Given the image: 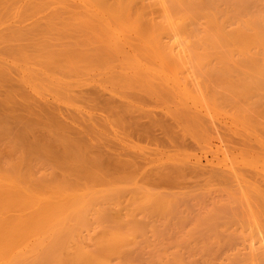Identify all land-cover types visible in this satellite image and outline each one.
Instances as JSON below:
<instances>
[{"label": "rangeland", "instance_id": "1", "mask_svg": "<svg viewBox=\"0 0 264 264\" xmlns=\"http://www.w3.org/2000/svg\"><path fill=\"white\" fill-rule=\"evenodd\" d=\"M262 76L264 0H0V102L6 104L11 99L12 103L15 96L14 107H11L15 110L7 111L21 116L24 112V119L32 117L31 122L41 119L39 127L43 125L44 128L50 127L51 119V123L55 121L51 124L55 125L51 127V134L61 135L53 137L49 133L51 136H46L44 128L37 130L38 134H31L29 130L33 131L38 122L36 125L33 122L35 126L28 124L29 130L18 125L21 127L19 135L27 136V139L22 138V143L23 135H16L20 131L16 128L17 123L16 130L13 127L14 122L21 120L12 121L19 117L9 118L13 123L6 121L5 125L12 129L10 133L5 130L8 127L0 123L5 130L3 133L9 134H3V137L0 134V264H34V261L37 264L45 255L54 257L55 250L59 251L53 248L58 242L56 239L66 243V247L67 240L71 246L75 245L73 236L77 240L80 238L76 241L78 246L94 251L98 237H105L109 231L120 232L125 242L121 243L118 253L108 256L111 262L106 258L109 264H264ZM181 82V91H178L177 83ZM182 85L188 87L185 88L187 91L184 89L188 96L181 93L184 92ZM96 92L111 98L109 101L115 97L117 105L112 100L114 104L111 101L109 111L114 105L115 109L119 108L121 100L129 103L128 107L134 105L132 110L137 105L138 114L133 111L131 113L136 116L130 115L135 124L133 118L128 117L129 109V112L126 110L128 115H123L131 123L122 114L121 119H115L120 117L117 114L124 113L121 107L124 102L120 105L122 112L119 110L116 115L105 105L107 112L102 110V99L92 97L94 104L99 101L102 107L93 106L90 97L96 96ZM10 102L4 106H13ZM28 102L34 105L30 106ZM124 108H127L126 104ZM25 109L30 111L29 114ZM35 110L38 112L33 113ZM143 112L147 119L144 115L141 117ZM147 113L157 120L148 121L151 115ZM57 122L58 129L61 126L69 128L67 133L63 127L59 132ZM149 123H154L156 128ZM133 124H138L135 126L138 129H134ZM142 124L147 128H141L139 125ZM147 124L149 128L154 127L153 131ZM168 126L169 132L165 130ZM162 131L170 133H166L169 136ZM41 132L44 135L41 136ZM63 134L66 138L71 136L74 143L81 141L87 145L89 141L93 149L88 153L95 150L90 153H94V157L87 155V160L84 154L86 159H81L84 163L89 161L88 168L86 165L81 168L82 162L79 165L88 176L94 173L92 178L95 174L100 175L97 169L98 173L92 171L95 167L89 166L99 151L102 155H97L105 154L100 159L96 156L99 161L110 159L114 151L112 158L118 159L121 154L123 160L129 159L128 163L120 159L122 162L134 164L138 160L145 163L139 162L141 165L138 166L135 162L137 168L144 167L136 173V179L133 174L134 180L125 179L126 173L121 176L124 179H117L115 173L118 171L101 165L96 168L105 174L95 179L88 177L84 170V174L79 173L81 170H76L78 165L75 163L74 171L71 164L70 173L67 171L70 166L67 168L60 163L62 150L58 147L65 138ZM172 135L174 139L171 140ZM77 136L76 141L73 137ZM37 137L49 142L58 140L57 144L61 139L56 145L58 150L53 148L52 151L60 159H52L51 152L40 156V153L38 156H35L36 152L32 154L30 148L35 146ZM32 138L34 143L29 146V154L26 144H30ZM64 143L66 145L68 141ZM66 162L65 165H69ZM169 163L172 169L168 168ZM129 166L132 171L134 165ZM162 166L166 167L165 172ZM184 167L189 171H182ZM151 168L155 169L151 172L155 176L162 172V180L166 179L164 173L169 178L171 174L178 178L171 177L176 179H169L171 183L167 180L157 182L160 176L146 172ZM157 169L161 172H156ZM177 169H180L179 173L185 172L186 178L178 174ZM142 172L147 174L146 182L143 181L145 177L142 178L144 175L139 179ZM72 176L78 180L73 181ZM148 178L157 183L151 184ZM109 179H115L116 183ZM79 180L81 186L86 183L85 189L76 185ZM136 183L149 192L150 199L168 195L174 201L173 210L163 215L142 210L134 200ZM112 191L115 196L111 198ZM105 194H109V198L103 199ZM97 197H103L102 202ZM73 199L78 201L73 202ZM81 211H84V219L80 216L82 213L79 214ZM69 225L73 226L72 230L76 225V235L69 230ZM66 227L68 230L64 231ZM60 229L65 235L71 231L66 236L72 233L75 241L71 242L69 236L67 240L63 239L64 242L65 235L63 237ZM104 230L109 231L105 233ZM49 243L52 248L48 247ZM64 245L59 248L62 252Z\"/></svg>", "mask_w": 264, "mask_h": 264}, {"label": "bare ground", "instance_id": "2", "mask_svg": "<svg viewBox=\"0 0 264 264\" xmlns=\"http://www.w3.org/2000/svg\"><path fill=\"white\" fill-rule=\"evenodd\" d=\"M108 23H110V22H108ZM111 23H112V22H111ZM115 23H116V22H115ZM122 25H123V24H122ZM117 26H118V25H117ZM112 29H113V28H112ZM33 30H34V29H33ZM115 34H116V33H115ZM16 35H17V34H16ZM135 35H136V34H135ZM133 36H134V35H133ZM125 37H126V36H125ZM126 38H127V37H126ZM132 39H133V38H132ZM221 46H222V45H221ZM144 47H145V46H144ZM219 47H220V46H219ZM42 48H43V47H42ZM47 48H48V47H47ZM214 49H215V48H214ZM17 51H18V50H17ZM65 53H66V52H65ZM52 55H54V54H52ZM70 55H71V51H70ZM60 56H61V55H60ZM72 56H73V55H72ZM74 56H75V54H74ZM59 58H60V57H59ZM53 60H54V59H53ZM101 60H102V59H101ZM44 61H45V60H44ZM46 62H47V61H46ZM52 62H53V61H52ZM154 62H155V61H154ZM50 63H51V62H50ZM97 63H99V62H97ZM162 63H163V62H162ZM46 67H47V66H46ZM50 67H51V66H50ZM65 67H66V66H65ZM185 68H186V67H185ZM78 69H79V68H78ZM141 70H142V69H141ZM162 71H163V70H162ZM256 71H257V70H256ZM259 71H260V70H259ZM257 73H258V72H257ZM160 77H161V75H160ZM171 77H172V76H171ZM173 77H174V76H173ZM182 77H183V76H182ZM262 77H263V76H262ZM184 78H185V77H184ZM263 78H264V77H263ZM180 80H181V79H180ZM183 80H184V79H183ZM226 80H227V79H226ZM132 81H133V80H132ZM187 81H188V80H187ZM150 82H151V81H150ZM176 82H177V81H176ZM179 82H180V81H179ZM182 82H183V81H182ZM182 82H181V83H177V84H178V87H179V89H180V90H178V91H181L180 84H182ZM131 83H132V82H131ZM174 83H175V82H174ZM228 83H229V82H228ZM219 84H220V83H219ZM222 84H223V83H222ZM223 85H224V84H223ZM142 86H143V85H142ZM182 86H183V85H182ZM191 86H192V84H191ZM217 86H218V85H217ZM217 86H216V87H217ZM186 87H187V86L184 85V86H183V90H184ZM219 87H220V86H219ZM225 87H226V86H225ZM229 87H230V86H229ZM187 88H188V87H187ZM191 88H192V87H191ZM191 88H190V89H191ZM213 88H214V87H213ZM236 88H237V87H236ZM94 89H96V88H94ZM209 89H210V88H209ZM218 89H219V88H218ZM221 89H222V87H221ZM144 90H145V89H144ZM183 90H182V91H183ZM185 90H186V89H185ZM185 90H184V92H181V93H183V95L186 94V96H188V94L186 93L187 90H186V91H185ZM92 91H93V90H92ZM171 91H172V90H171ZM82 92H83V91H82ZM85 92H86V91H85ZM85 92H83V93H85ZM88 92H89V91H88ZM94 92H95V91H94ZM94 92H92V93H94ZM97 92H98V91H97ZM97 92H96V94H95L96 96H91L90 98L94 97V99H97V98H98V100L102 99V100H100V102L102 103L101 105H103V107H104L102 110H104V109H106V108H107V110H108L110 104L113 102L112 100H114V102L116 101L115 99H113V98H115V97L112 98V100H111L112 102H111V101H109L111 98L105 96V97L107 98V99H105L104 96H102V95L99 96V93H97ZM207 92H208V91H207ZM1 93H2V92H1ZM90 93H91V92H90ZM90 93H89V94H90ZM85 94H87V92H86ZM97 94H98V95H97ZM194 94H195V93H194ZM1 95H2V94H1ZM9 95H11V94H9ZM23 95H24V94H23ZM4 96H6V94H5ZM11 96H13V95H11ZM11 96H10V97H11ZM16 96H17V95H16ZM97 96H98V97H97ZM108 96H109V95H108ZM8 97H9V96H8ZM18 97H19V96H18ZM20 97H21V96H20ZM101 97H102V98H101ZM103 97H104V98H103ZM4 98H7V97H4ZM12 98H13V97H12ZM90 98H89V99H90ZM198 98H199V97H198ZM203 98H204V97H203ZM7 99H8V98H7ZM40 99H41V98H40ZM89 99H88V100H89ZM108 99H109V100H108ZM186 99H187V98H186ZM195 99H196V98H195ZM8 100H9V99H8ZM10 100H11V99H10ZM10 100H9V101L6 100V101L9 103ZM12 100H14V101L16 100V99H15V96H14V99H12ZM17 100H19V99H17ZM22 100H23V99H22ZM51 100H52V99H51ZM86 100H87V99H86ZM88 100H87V102H88ZM91 100H93V98H92ZM91 100H89V101H91ZM103 100L105 101V103H103ZM14 101H12V103L10 102V104L13 105V102H14ZM20 101H21V100H20ZM27 101H28V100H27ZM41 101H42V100H41ZM93 101H94V102L91 101L92 104H93V106H94V105H95V106H97V105H98V106H101L100 103H99V101H97L98 103L96 102L97 105L94 104V103H95V100H93ZM197 101H198V100H197ZM18 102H19V101H18ZM18 102L16 103L17 105H19ZM33 102H35V101H33ZM33 102H32V103H33ZM114 102H113V104H114ZM123 102H124V101L121 100V103H120V102L118 103V104H119V108H116V109H115L114 106L117 105V104H116L117 102H115V105L112 106V107H113L112 111H109V110H108L110 113H113L114 115H116V113H120V112H122V109L125 110L124 113L122 112V113H120V114H117L116 116H120V117L115 118V119H119V118L121 119V118H122L121 116H122L123 114L128 113L129 110H130V114H129V115L126 114V115H128L129 118H130V115H131V114L134 115V114L131 113V112H133V111H135V112L137 111V112H138V108H137V110H136L137 105H136V107H135V110H132V109L134 108V105L131 104V106H133V107H131L130 105H129V107H128L127 104H129V103H125L126 101H125L124 103L126 104L127 108H126V109L124 108V107H125V104H124V106H121L122 109L120 110V105H123ZM4 103H5V102H0V120H2V121H0V123H1V124L4 123V124H3V127L7 126V125H5V124H7L6 121H8V120L11 121L13 118H17V117H19V118H17V120H16V119H13V120H12L13 122H14V121H18L19 119L21 120V121H18V122H14V124H13V127H14L15 124L17 123L16 128H17V129H18V128L20 129V131H19V129H18L19 132L15 131V132L18 133V134H16V135H18V137H19V136L21 137V135H23V134H20V135H19V133L21 132V127L23 126V127H24V130H25V129L29 130L28 128H30V127H28L27 125L30 124L29 126H33V125H34L33 122H34V123L36 122L35 125L37 124V122H38V124H37V127H36L35 125H34V126H35L34 128L31 127V128H33V131H32L31 129L29 130V131H31V134H34V133H35V134H36V133L38 134L39 131L36 132L37 130H40V131L43 130V128H44L43 125H41V126H43V127L40 126L42 129H40V127H39V125H40V122H39V121H41V119H40V120L36 119V121H32V122H31V119L33 120L32 117H30L29 119L26 118V119H28V121H30L29 123H27L28 121H27L26 119H24V117H23V116H24V112H21V113H23V116H21L20 111H19V114H20V115H17V113H15L14 111H7V110H11V109L15 110L14 108H11V107H14V105H13V106L9 105L10 107L8 108V106H4V105H7L8 103H6V104H4ZM14 103H15V102H14ZM21 103H22V102H21ZM25 103L27 104V102H25ZM28 103H29V102H28ZM36 103H37V102H36ZM36 103H35V104H36ZM38 103H39V102H38ZM46 103H47V101H46ZM44 104H45V103H44ZM92 104H91V105H92ZM107 104H108V105H107ZM113 104H112V105H113ZM193 104H194V103H193ZM29 105L31 106L32 104L29 103ZM33 105H34V104H33ZM33 105H32V106H33ZM36 105H37V104H36ZM104 105L106 106V108H105ZM191 105H192V104H191ZM205 105H206V104H205ZM2 106H3V107H2ZM19 106H20V105H19ZM19 106H18V107H19ZM30 106H29V107H30ZM15 107H17V106L15 105ZM24 107H25V106H23L22 108H24ZM37 107H38V106H37ZM101 107H102V106H101ZM117 107H118V106H117ZM130 107H131V108H130ZM183 107H184V106H183ZM192 107H193V106H192ZM2 108H3V109H2ZM5 108H7L6 111H4ZM10 108H11V109H10ZM19 108H20V107H19ZM19 108H18V109H19ZM26 108H27V107H26ZM30 108H31V110L33 111V108H32V107H30ZM44 108H45V107H44ZM180 108H181V107H180ZM20 109H21V108H20ZM34 109H36V106H35ZM48 109H50V108H48ZM109 109H110V108H109ZM117 109H118V111H116ZM128 109H129V110H128ZM205 109H206V108H205ZM1 110L4 111V112H2ZM25 110H26V109H25ZM98 110H99V108H98ZM100 110H101V108H100ZM107 110H104V111L107 112ZM110 110H111V109H110ZM113 110H115V111L113 112ZM119 110H120V112H119ZM126 110H127L128 112H127ZM181 110H182V109H181ZM206 110H207V109H206ZM16 111H17V110H16ZM32 111H31V112H32ZM45 111H46V109L44 110V112H45ZM143 111H144V109H143ZM26 112L29 114L30 111L28 112V111L26 110ZM36 112H38V111L35 110L33 113H36ZM46 112H47V111H46ZM46 112H45V113H46ZM101 112H103V111H101ZM137 112H136V114H138ZM147 112H149V111H147ZM204 112H205V111H204ZM8 113H9L10 115H9ZM13 113H14L15 115L12 116L11 114H13ZM33 113H32V114H33ZM49 113H50V112H49ZM49 113H48V114H49ZM52 113H53V112H52ZM144 113H145V112H143V114L140 113V114H141V117L144 115V117L146 118V117H147V116H146V113H145V114H144ZM2 114H3V115H2ZM106 114L108 115V113H106ZM121 114H122V115H121ZM136 114H135L134 116H136ZM140 114H139V117H140ZM201 114H202V113H201ZM203 114H204V113H203ZM7 115H9L8 118H7ZM16 115H17V116H16ZM33 115H34V114H33ZM44 115H45V114H44ZM49 115H50V114H49ZM55 115H56V114H55ZM55 115H54V116H55ZM57 115H58V114H57ZM57 115H56V117H57ZM63 115H64V114H63ZM99 115H100V114H99ZM101 115H102V113H101ZM101 115H100V116H101ZM107 115H106V116H107ZM109 115H111V114H109ZM126 115H123V116H125V117H124L125 119H126ZM147 115H148V116L151 115V116H149L148 121H149V119H154V118H155L154 116H152V114H148V113H147ZM177 115H178V114H177ZM10 116H11V117H10ZM59 116H60V115H59ZM61 116H62V115H61ZM100 116H98V117H100ZM103 116H104V115H103ZM112 116H113V115H112ZM116 116H115V117H116ZM137 116H138V115H137ZM4 117H5V118H4ZM21 117H23V118H21ZM26 117H27V116H26ZM43 117H44V116H43ZM50 117H51V115H50ZM66 117H67V116H66ZM94 117H95V116H94ZM108 117H109V116H108ZM150 117H151V118H150ZM186 117H187V116H186ZM1 118H4V119H1ZM9 118H12V119L10 120ZM38 118H41V116L38 117ZM60 118H61V117H60ZM89 118H90V117H89ZM124 118H123V119H124ZM131 118H133V116H132ZM131 118H130V120H131ZM135 118H137L136 120L139 119L138 117H135ZM142 118H143V117H142ZM22 119H24V120H22ZM43 119H44V118H43ZM46 119H48V118H46ZM46 119H45V120H46ZM101 119H102V118H101ZM104 119H105V118H104ZM146 119H147V118H146ZM155 119L157 120V118H155ZM3 120H4V122H3ZM25 120H26V121H25ZM50 120H51V119H50ZM50 120H49V122H48V123H50V127L45 126V128H44V130L48 129L47 131H49V132L43 130V132L47 133L46 136H51V135H52V134H51V133H52L51 131L53 130V128H51V127H54V126H55V125H54V126H51L52 123L55 124V123H54L55 121H53L54 119H52V121H53L52 123L50 122ZM126 120H127V119H126ZM156 120H154V122H156ZM159 120H160V119H159ZM9 121H8V122H9ZM12 121H11V122H12ZM22 121H25L26 123H25V122H22ZM46 121H47V120H46ZM46 121H42V122H46ZM57 121L59 122V121H61V120H57ZM116 121H118V120H116ZM121 121L124 122V120H121ZM127 121H128V123H131V121H130V122H129V120H127ZM132 121H133L132 123L135 124L136 121H135L134 118L132 119ZM160 121H161V120H160ZM160 121H159V122H160ZM5 122H6V123H5ZM13 122H12V123H13ZM19 122H21V123L18 124ZM58 122L56 123V128H57V124H58ZM113 122H114V121H113ZM119 122H120V120H119ZM119 122H118V123H119ZM150 122H151V121H150ZM159 122L156 123V127H157V124H159ZM24 123H25V125H23ZM64 123H65V122H64ZM163 123L165 124L166 122H163ZM1 124H0V130H1V131H0V134H2V137H3V134H5V133H3V131L8 130V131H6V132H9V133H10L9 130H10L11 128H9V126H7L8 128L6 129V127H5V130H3L4 128L2 129V125H1ZM10 124H11V123H10ZM31 124H32V125H31ZM53 124H52V125H53ZM61 124L63 125V122H62V121H61ZM61 124H60L59 126H61ZM66 124H69V123H66ZM120 124H121V123H120ZM122 124H123V126H125L124 123H122ZM134 124H133V127L138 126V124H141V123H138V124H136L135 126H134ZM149 124H150V123H149ZM152 124H154V123H152ZM152 124H150V125H152ZM160 124H162V121H161ZM164 124H163V125H164ZM18 125H21V127H18ZM128 125H129V124H128ZM128 125H127V126H128ZM143 125H144V124L139 125V126H140V127L142 126L141 128L146 127L145 125H144V126H143ZM166 125H167V124H166ZM168 125H169V124H168ZM59 126H58V127H59ZM64 126H66V125L64 124ZM67 126H68V125H67ZM130 126H131V125H130ZM147 126H148V129L151 128L150 130H152V127H153V126L150 127V128H149V125H148V124H147ZM169 126H170V125H169ZM169 126H168V127H165V130H167V129L169 130ZM10 127H11V126H10ZM26 127H27V128H26ZM38 127H39V128H38ZM47 127H48V128H47ZM61 127H63V126H61ZM61 127H59V129H62ZM69 127H70V126H69ZM125 127H126V126H125ZM140 127H139V128H140ZM154 127H155V124H154ZM154 127H153V128H154ZM156 127H155V128H156ZM36 128H37V129H36ZM70 128H71V127H70ZM146 128H147V127H146ZM159 128H160V126H159ZM161 128H162V127H161ZM163 128H164V127H163ZM166 128H167V129H166ZM170 128H171V127H170ZM172 128H173V127H172ZM49 129H50V130H49ZM57 129H58V128H57ZM59 129H58V130H59ZM64 129H65V133H67L66 131L69 130V128L66 129V128L63 127V131H64ZM134 129H138V128L135 127ZM148 129H147V130H148ZM194 129H196V128H194ZM11 130H12V129H11ZM14 130H16L15 127H14ZM54 130H55V128H54ZM139 130H140V129H139ZM141 130H143V129H141ZM162 130H163V129H162ZM168 130H167V131H168ZM22 131H23V129H22ZM131 131H132V127H131ZM143 131H145V130H143ZM152 131H153V130H152ZM169 131H170V130H169ZM169 131H168V132H169ZM171 131H172V130H171ZM1 132H2V133H1ZM54 132H55V131H54ZM59 132H60V130H59ZM162 132H163V134L165 133V135H167L166 133H168V132H164V131H162ZM22 133H23V132H22ZM49 133H50L51 135H50ZM152 133H153V132H152ZM7 134H8V133H6L5 136H6ZM14 134H15V133H14ZM39 134H40V133H39ZM146 134H147V135H150L151 133H146ZM168 134H170V133H168ZM171 134H173V133L171 132ZM8 135H9V134H8ZM8 135H7V136H8ZM42 135H44V134L41 132V136H42ZM57 135H60V134H57ZM57 135H56V134L54 135V133H53L52 136H53V137H56ZM63 135H64V134H63ZM67 135H68V134H67ZM165 135H164V136H165ZM0 136H1V135H0ZM60 136H61V135H60ZM60 136H58V138H59ZM78 136H79V135H78ZM78 136H77V137H73V139H76V141H77V138L79 139ZM167 136H169V135H167ZM173 136H174V135H172V137H173ZM11 137L13 138V136H11ZM18 137H17V138H18ZM26 137H27V136H26ZM26 137H24V135H23V136L20 138V142H22V141H21L22 138H23V139H27ZM64 137L66 138V134L64 135ZM68 137H69V139H68ZM151 137H154V136L152 135ZM62 138H63V136H62ZM65 138H64V139H65ZM70 138H72V137H71V136H67V138L65 139L66 141L63 139V140H62V141H63L62 143H61V139H60V143H61V144L59 143L60 145L57 144V142H59L58 140H56L55 142H53L54 140H53V139H52V140L50 139L51 142H49V141H44V140H42L43 137H42V138L37 137V140H36L35 143H34V140H33V138H32V139H30V141H29L30 144H26V145H28V149H27V151H28V150L30 151V149H31V151L33 150L31 153H32V154H35V152H36L35 156H36L37 154H39V153H40L39 156H40V155H49V152H51V153H50V157H51L52 159H54V160L57 159V160H58V159L61 158V161H62V162L60 161V163H61V164L63 163V164H62L63 166H65V167H67V168L70 166V168L67 170V171L70 170V171H69L70 173H71V166H72V165L74 166V167H73V171H74L76 165H78V166H77L78 168H76V170H77L78 172H79V170H81V172H79V173H82L83 170H84L85 174L87 175V174H88L87 171H86L85 169H81V168H84V165H86L85 167L88 166V165H87V163L89 162V161H87V160H89V157H88V156H90V155H91L90 153L93 152V151H95V150H93V151H89V153H88V150H90V149L92 150V149H93V147L90 146L91 144H90V145L88 144L89 141L87 142V145H86V143L84 144V143L81 142V141H80V143H79V141H78L77 143H74L75 141H74V140H71ZM82 138H83V136H82ZM168 138H169V137H168ZM168 138H167V139H168ZM177 138H178V137H176L175 140H176ZM18 139H19V138H18ZM67 139H68V140H67ZM153 139H154V138H153ZM172 139H174V137L171 138V140H172ZM31 140H32L33 142H32ZM69 140H71V143H72V144L69 142ZM83 140H84V139H83ZM168 140H169V139H168ZM67 141H68V144L65 145L64 142L67 143ZM73 141H74V142H73ZM183 141H184V140H183ZM85 142H86V140H85ZM172 142H173V141H172ZM22 143H23V142H22ZM31 143H34L33 145H35V146H33ZM53 143H54V144H53ZM55 143H56V144H55ZM81 143H82L84 146L86 145V148H83L84 146L82 147V145L80 146L79 144H81ZM170 143H171V142H170ZM52 144H53V145H52ZM76 144H77V145H76ZM173 144H176V143L173 142ZM23 145H24V144H23ZM31 145H32L33 147H35V148L32 147V148L29 149V146L31 147ZM54 145H55V146H54ZM56 145H57V146L59 145L58 148H59L60 151L62 150V152H61V157H60V158H58V157L55 155V153L52 152V151H53V148H55L54 150H58V148H57ZM61 145H62V147H61ZM177 145H178V144H177ZM179 145H180V144H179ZM53 146H54V147H53ZM77 146H79V148H78ZM89 146H90V147H89ZM93 146H94V145H93ZM95 146H96V145H95ZM98 146H99V145H98ZM173 146H174V145H173ZM26 147H27V146H26ZM80 147H81V149H80ZM87 147H89V149H88ZM99 147H100V146H99ZM24 148H25V147H24ZM51 148H52V149H51ZM63 148H64V149H63ZM94 148H95V147H94ZM48 149H51V150L49 151ZM84 149H86V150H84ZM95 149H96V148H95ZM99 149L102 150V148H99ZM35 150H36V151H35ZM42 150H43V151H42ZM83 150H84V152H86L87 154L84 153V152H82ZM96 150L98 151V148H97ZM106 150H107V149H106ZM29 151H28V152H29ZM37 151H38V152H37ZM40 151H41V152H40ZM44 151H45V152H44ZM28 152H26V153H28ZM47 152H48V154H46ZM100 152H102V151H99L97 154H99ZM107 152L110 153V151H107ZM113 152H114V151H113ZM113 152H112V153H113ZM154 152H155V151H154ZM41 153H42V154H41ZM112 153H111V158H110V159H109V158H106V159L103 158V161H102V159H101V161H99V159L105 155L104 152H103V156H101V155H102L101 153H100V154H101L100 156L97 155V154H95V158L99 157V159L97 158V160H96V159L94 158L92 161H90V164H91V165L89 164L90 168H91V167H93V168L95 167V169H93L92 171L95 170V172H97V170H98L100 175H101L102 173H103V175H104V174H105V171H102V170L96 168V167H98L99 165H101V166H106V167H109V168H112V169L118 171L120 174H119V173H115V175L118 174V175H116V177H115V178H117V179H119V178H120L121 180H122V178L124 179V177H121V176H124L125 173H126V175H125V179H127V177L133 179V178H134V175H135V178H134V179H136V175H137L136 173H139V172L142 170V168L144 167V166H143V165H144L143 163H145V162L142 163L141 161H139V162H141L143 165H142V168H140V167L137 168V164H136V163H138V166L141 165V163H140V165H139V162H137L138 160L135 161L136 163L134 162V164H133L132 162L129 163V164H126V163H128L129 159L126 160V159L124 158V160H123V159H122L123 157H121L122 155H121L119 152H118V153L116 152V153H117V155L120 154L121 156L118 155V156H119L118 159H117V158L114 159V158H112ZM152 153H153V152H152ZM171 153H172V152H171ZM29 154H30V152H29ZM62 154H63V155H62ZM81 154H82V155H81ZM84 154H85L86 157H87V160H86L87 163H84V161L81 160L82 157L84 158ZM93 154H94V153H93ZM93 154H92L91 156H93ZM153 154H155V153H153ZM183 154H185V153H183ZM51 155H54L56 158H55V157L53 158ZM87 155H88V156H87ZM176 155H177V154H176ZM33 156H34V155H33ZM37 156H38V155H37ZM96 156H97V157H96ZM115 156H116V154H115ZM153 156H154V155H153ZM156 156H157V155H156ZM225 156H226V155H225ZM24 157H25V156H24ZM48 157H49V156H48ZM93 157H94V156H93ZM171 157H172V156H171ZM33 158H35V157H33ZM152 158H153V157H152ZM161 158H162V157H161ZM166 158H167V157H165L164 160H166ZM30 159H31V158H30ZM85 159H86V158H84V160H85ZM91 159H92V158H91ZM120 159H122L123 161H126V163H125V162H122ZM71 160H72V161H71ZM143 160H144V159H143ZM143 160H142V161H143ZM154 160H155V159H154ZM66 161H67V162H66ZM76 161H77V162H76ZM132 161H134V160H132ZM149 161H150V160H149ZM58 162H59V161H58ZM65 162H66L67 164H69V165H65ZM70 162H71V163H70ZM72 162H73V163H72ZM78 162H79V163H78ZM81 162H82L83 164H82ZM160 162H161V161H160ZM169 162H170V161H169ZM74 163H75L76 165H74ZM165 163H167V162H165ZM172 163H173V162H172ZM176 163H177V162H176ZM71 164H72V165H71ZM81 164H82L83 167L81 166V168H79V167H80L79 165H81ZM102 164H103V165H102ZM130 164H131V166L134 165V167L132 166V168L134 169V171H133V169H132V171L129 170V169H131V167L129 166ZM159 164H160V163H159ZM159 164H157V166H159ZM174 164H175V163H174ZM135 165H136L137 170L139 169V171L135 170V169H136V168H135ZM145 165H146V164H145ZM153 165H154V164H153ZM155 165H156V164H155ZM164 165H165V164H163V166H164ZM170 165H171L170 163H169V165H167L168 168L170 167ZM191 165H192V164H191ZM233 165H234V164H233ZM126 166H127V167H130V168H127ZM157 166H156V167H157ZM163 166H162V167H163ZM165 166H166V165H165ZM167 166H166V167H167ZM147 167H148V169L150 168L148 164H147ZM159 167H160V166H159ZM159 167H157V168H159ZM162 167H161V168H162ZM166 167H163L162 171L164 170V172H165ZM174 167H175V166H174ZM192 167H193V166H192ZM228 167H229V166H228ZM58 168H59V167H58ZM60 168L62 169V167H60ZM67 168H65V169H67ZM87 168H88V167H87ZM126 168H127L128 171H126ZM172 168H173V167H172ZM172 168L170 167V169H172ZM175 168H177V167H175ZM178 168H179V167H178ZM181 168H182V167H181ZM219 168H220V167H219ZM231 168H232V167H231ZM78 169H79V170H78ZM96 169H97V170H96ZM153 169H154V168H151V169H150L151 171L147 170L146 172H147V173H151V172L153 171V173H154V170H155V169H154V170H153ZM159 169H160V168H159ZM159 169H157L156 172L161 170V169H160V170H159ZM185 169H187V168L184 167V169H182V171H185ZM188 169H189V168H188ZM188 169H187V172L189 171ZM63 170H64V168H63ZM63 170H62V172H63ZM145 170H146V167H145V169H143V172H145ZM173 170H174V169H173ZM175 170H176V169H175ZM177 170H178V174H180V173L182 172V171H180V173H179V170H180V169H177ZM191 170H192V169H191ZM230 170H231V169H230ZM234 170H235V169H234ZM67 171H66V172H67ZM73 171H72V172H73ZM77 171H75V172H77ZM116 171H115V172H116ZM121 171H122V173H121ZM123 171H124V172H123ZM125 171H126V172H125ZM129 171H130V172H129ZM148 171H149V172H148ZM167 171H168V170H167ZM167 171H166V172H167ZM169 171H170V172H169ZM169 171H168V172L171 173V170H169ZM232 171H233V170H232ZM232 171H231V172H232ZM84 172H83L82 174H84ZM100 172H101V173H100ZM112 172H113V170H112ZM132 172H134V173H132ZM143 172H142L141 174H139V176H140V175H144V176H143V177L140 176V178H139V177H138V178L141 179V177H142V178L145 177V179L143 180V181H145V180H147V178H146L147 174H146V173H143ZM160 172H161V171H160ZM160 172H159V173H160ZM164 172H163V173H164ZM168 172H167V173H168ZM185 172H186V171H185ZM185 172H184V173H185ZM67 173H68V172H67ZM97 173H98V172H97ZM113 173H114V172H113ZM128 173H130V175H129ZM153 173H151V174L153 175ZM161 173H162V172H161ZM161 173H160V174H161ZM184 173H181V174H183V175H184V178H186ZM194 173H195V172H194ZM91 174H92V172L89 173V176L92 178ZM93 174H94V173H93ZM93 174H92V175H93ZM121 174H122V175H121ZM133 174H134V175H133ZM145 174H146V176H145ZM151 174H150V175H151ZM160 174H157V173H156V176H155V175H153V176H154V177H157V176H160ZM164 174H165L164 177H165L166 179H165V178H163V179H165V180H167V181H169V182H170L169 179H171V180L173 179V178H171V177L176 178V176H172L173 174H171L170 178H169L168 175H166V173H164ZM178 174H177V176H178ZM233 174H234V173H233ZM71 175H74V174H71ZM75 175H76V174H75ZM75 175H74V176H75ZM100 175L95 174V175H94V178H92V179L98 178ZM103 175H102V176H103ZM148 175H149V174H148ZM183 175H182V176L179 175V176L183 177ZM237 175H238V174H237ZM84 176H85V175H84ZM87 176H88V175H87ZM89 176H88V177H89ZM97 176H98V177H97ZM105 176H107V175H105ZM117 176H118V177H117ZM119 176H120V177H119ZM137 176H138V175H137ZM161 176L163 177V175H161ZM161 176H160V177H157V179L160 178L159 181H157L156 179H154V180H156L157 182H160V181L162 180V177H161ZM167 176H168V178H167ZM238 176H239V175H238ZM191 177H192V176H191ZM63 178L65 179L66 177H63ZM71 178L73 179V181H74V179H77V180H78V178H73V176H72ZM138 178H137V180H138ZM177 178H178V177H177ZM177 178H176V179H177ZM189 178H190V177H189ZM72 179H71V180H72ZM92 179H91V180H92ZM105 179H106V178H105ZM134 179H133V180H134ZM151 179H152V178H148V182H151V184H152L153 182H154L155 184L157 183L156 181H153V180H151ZM176 179H173V180H176ZM69 180H70V179H69ZM71 180H70V181H71ZM81 180L83 181V179H81ZM84 180H85V179H84ZM98 180H99V179H98ZM103 180H104V179H102V181H103ZM106 180H107V179H106ZM109 180H110V181L114 180V183H113V184L116 183V182H115V179H109ZM130 180H131V179H130ZM133 180H132V181H133ZM149 180H150V181H149ZM165 180H162V181L164 182ZM173 180H172V181H173ZM179 180H181V178L178 179L177 181H179ZM184 180H185V179H184ZM184 180H182V181H184ZM239 180H240V179H239ZM116 181H117V180H116ZM172 181H171V182H172ZM182 181H180V182H182ZM63 182H64V181H63ZM79 182H80V184H79ZM79 182L76 184V181H75L74 184H76V185H78V186H81V181L79 180ZM85 182H86V181H84V183H85ZM117 182L119 183L120 181H117ZM123 182H124V181H123ZM141 182H142V181H141ZM145 182H146V181H145ZM169 182H168V186L171 185V184H170L171 182H170V183H169ZM61 183H62V182H61ZM70 183H73V182H70ZM100 183H101V182H100ZM186 183H187V182H186ZM186 183H185V184H186ZM85 184H86V183H85ZM85 184H83V185H85ZM108 184H109V183H108ZM111 184H112V182H111ZM113 184H112V185H113ZM136 184H137V183H136ZM143 184H144V182H143ZM148 184H150V183H148ZM185 184H184V185H185ZM64 185H65V183H64ZM64 185H63V187L66 188ZM83 185L81 186V188H84ZM153 185H154V184H153ZM182 185H183V184H182ZM61 186H62V184H61ZM94 186H95V185H94ZM145 186H146V185H145ZM145 186H144V187H145ZM148 186H149V185H148ZM159 186H160V185H159ZM172 186H173V185H172ZM174 186H175V185H174ZM111 187H113V186H111ZM137 187H138V184H137ZM175 187H176V186H175ZM182 187H183V186H182ZM139 188H141V187H138V188L134 189V190H136L134 200H135L137 203H139V206H140V208H141L142 210L145 209V210H148L149 212L156 213V214H159V215H163V214L168 213V212L170 211V209H172L171 207H174V206L172 205L174 201H172L173 199H172V200L169 199V198H168V195H167V196L158 195V196H155V197H153L152 199H150V196H151V195H149V192H146L145 189L143 190V188H141V190H140ZM168 188H169V187H168ZM171 188H172V187H171ZM84 189H85V188H84ZM71 190H72V189H71ZM71 190H70V193H71ZM78 190H79V188H78ZM78 190H77V191L75 190L76 193L78 192ZM81 190H82V189H81ZM114 190H115V189H114ZM116 190H118V189H116ZM124 190H125V189H124ZM73 191H74V190H73ZM121 191H122V190H121ZM80 192H81V191H80ZM102 192H103V191H102ZM98 193H99V191H98ZM109 193H110V192H109ZM112 193H113V191L111 192V194H112ZM115 193H118V192L115 191ZM101 194H102V193H101ZM111 194H110V195H111ZM165 194H166V193H165ZM168 194H169V193H168ZM73 195H75V194H73ZM79 195H80V194H79ZM84 195H85V194H84ZM108 195H109V194H108ZM108 195L105 194V196H103V197H105V198H103V197H101V198L106 199V197H107ZM112 195H113V194H112ZM76 196H77V195H76ZM76 196H75V197H76ZM81 196H82V195H81ZM114 196H115V195L111 196V198L114 197ZM70 197H71V196H70ZM83 197H84V196H83ZM169 197H170V196H169ZM73 198H74V196H73ZM97 198H98V197H97ZM97 198H96V199H97ZM101 198H100V197L98 198V199H100V202H102ZM108 198H109V196H108ZM76 199H77V198H76ZM78 199H79V198H78ZM87 199H88V198H87ZM87 199H85V200L87 201ZM70 200H71V199H70ZM73 200H74L73 202L78 201V200L75 201V199H73ZM80 200L82 201V199H80ZM80 200H79V201H80ZM83 200H84V199H83ZM81 201H80V202H81ZM95 201H96V200H95ZM103 201H104V200H103ZM77 203H78V202H77ZM83 203H84V202H83ZM83 203H82V204H83ZM137 203H136V204H137ZM84 204H85V203H84ZM86 204H87V203H86ZM89 204H90V202H89ZM89 204H87V205L89 206ZM94 204H95V202H94ZM68 205H70V204H68ZM75 205H76V204H75ZM77 205H78V204H77ZM77 205H76V206H77ZM80 205H81V204H80ZM76 206H75V207H76ZM88 206H87V207H88ZM90 206H91V204H90ZM90 206H89V207H90ZM77 207H79V206H77ZM77 207H76V208H77ZM80 207H81V206H80ZM67 208H68V207H67ZM78 209H79V208H78ZM88 209H89V208H88ZM88 209H87V210H88ZM80 210H83V209H80ZM172 210H173V209H172ZM76 211H77V210H76ZM85 212H86V210H85ZM81 213H82V211H81L79 214H81ZM83 213H84V211H83ZM83 213L80 215V216H82V219H84V218H83V217H84V216H83ZM72 214H73V213H72ZM74 214H75V213H74ZM77 214H78V211H77ZM80 216H79V217H80ZM69 218H71V217L69 216ZM76 218H77V215H76ZM61 219H62V218H61ZM47 220H48V219H47ZM71 220H72V219H71ZM79 220H81V219H78V221H79ZM49 221H50V219H49ZM53 221H54V220H53ZM82 221H83V220H82ZM82 221H80V223H81ZM66 222H67V221H66ZM51 223L53 224V222H51ZM51 223H50V224H51ZM75 223H76V222H75ZM67 224H69V223H67ZM73 224H74V223H73ZM73 224H72V225H73ZM65 225H66V224H65ZM76 225H77V224H76ZM76 225H75V226H76ZM78 225H80V224H78ZM75 226H74V229L72 230V227H73V226L71 227V225H69V227H71V229L69 228V230L73 231L74 235H76L75 232L77 231V230H76V231L74 232V230L76 229ZM80 226H81V225H80ZM80 226H79V229H80ZM64 227H65V226H64ZM67 227H68V226H67ZM67 227H66V229H64V231H65V230H68ZM82 228H83V227H82ZM82 228H81V229H82ZM54 231H55V230H54ZM60 231H61V229H60ZM64 231H61V232L63 233ZM71 231H70V232H71ZM78 231H79V230H78ZM108 231H109V230H107V232H108ZM70 232L67 231V234H69ZM104 232L107 233L105 230H104ZM104 232H103V233H104ZM112 232H115V231L113 230ZM50 233H51V232H50ZM55 233H56V232H55ZM105 233H104V234H105ZM117 233H118V231L116 232V234L111 233V232L109 231L108 234H105V235H106L105 237H98L99 239L96 241L95 250L93 249L94 251H90V250L88 251V250H86V248H84V247L82 248V245H81V247L78 246V245H77L78 243H77L76 241L79 242V241H80V240H79L80 238L77 240V237H76V236H73V237H75V239H76V241H75V240L73 239V237H71V236H72V233H71V236H70V235L66 236L67 234L65 235V233H63L62 235H63V237H64V235H65V238H62V240H63V239H66L67 237L70 236V237H69V240L71 239V242H74V241H75L76 244L71 246V245H70V241L68 242V240L66 239V240H67V241H66L67 244L69 243V244H68V247H66V243H62V241L60 240V242L62 243V245H61V243H59V239H56L58 242H56V243H55V242H52V244L55 243V244H54L55 247H54L52 244L50 245V243H49L50 246H48V247H49V248H50V247L52 248V246H53L54 249H58L59 251L55 250L57 253L54 251V252H55L54 257H53V256H46L45 253H43L45 249H44V247L42 246V247H43V252H42V253H43V256H44V255H45V256L42 257V258H44V259H41L42 262L40 261V259H39V261L41 262V264H109L108 261L106 260V258H108V256H111V255H114V254L118 253V252H119V249H120V246L123 244L122 242H124V238H122V237H124V236L121 237V235H120L121 233H120V232H119V234H117ZM52 234H53V233H52ZM56 234H57V233H56ZM56 234H55V235H56ZM79 234H80V232H79ZM57 235H58V234H57ZM100 235H101V232H100ZM102 235H103V234H102ZM102 235H101V236H102ZM122 235H123V234H122ZM103 236H104V235H103ZM52 237L55 238L54 235H52ZM59 237H60V236H59ZM78 237H79V236H78ZM56 238H58V236H56ZM51 239H52V238H51ZM60 239H61V238H60ZM72 239H73V240H72ZM63 241H64V240H63ZM125 241H126V239H125ZM64 242H65V241H64ZM121 243H122V244H121ZM56 244H58V245H56ZM59 244H60L61 246H63V244H65V245H64L65 247L63 248V252L60 250V249H61V246H59ZM72 244H74V243H72ZM94 244H95V243H94ZM124 244H125V242H124ZM47 245H48V244H47ZM69 245H70V247H69ZM123 246H124V245H123ZM57 247H58V248H57ZM59 248H60V249H59ZM41 250H42V249H41ZM41 250H40V251H41ZM120 250H121V249H120ZM46 251H47V250H46ZM60 251H61L62 253L59 255L58 253H59ZM42 253H39V255H40V254L42 255ZM112 253H113V254H112ZM46 254H47V253H46ZM56 254H58L59 256H57ZM122 254H123V253H122ZM118 255H119V254H118ZM36 256L38 257V255H36ZM119 256H120V255H119ZM123 256H124V254H123ZM37 257H36L35 259H37ZM38 258H39V257H38ZM110 258H111V257L108 258L109 261L111 260ZM31 260H32V259H31ZM15 261H16V260H15ZM22 261H23V260H22ZM28 261H30V259H29ZM28 261H27V262H28ZM32 261H33V260H32ZM36 261H37V260H36ZM19 262H20V261H18V263H19ZM30 262H31V261H30ZM40 262L38 263V261H37V264H40ZM110 262H111V261H110ZM24 263H25V262H24ZM263 263H264V262H263ZM25 264H26V263H25ZM30 264H31V263H30ZM34 264H36L35 261H34Z\"/></svg>", "mask_w": 264, "mask_h": 264}]
</instances>
